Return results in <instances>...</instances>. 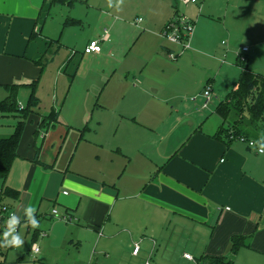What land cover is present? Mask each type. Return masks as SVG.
Here are the masks:
<instances>
[{
    "label": "crops",
    "instance_id": "crops-1",
    "mask_svg": "<svg viewBox=\"0 0 264 264\" xmlns=\"http://www.w3.org/2000/svg\"><path fill=\"white\" fill-rule=\"evenodd\" d=\"M87 1L78 0L70 7L53 4L51 0H0V95L5 92L6 99L9 92L5 87L19 85L17 96L21 89L28 90L23 99L25 102L28 98V103L31 92L28 85L40 77V68L35 62L49 58L48 50L55 55L45 71L49 67L48 72L54 68L57 71V82L50 91L49 103L43 105L36 93L39 106L36 114L29 118L19 157L4 185V188L18 192L17 199H3V203L19 218L18 233L26 224L25 208L32 206L36 209L40 227L33 229L29 225L25 230L33 237V244L42 240L45 248L37 253L43 252L42 261L49 257L52 247L67 244V247L85 248L88 258L84 264H89L93 246L105 252L109 246L111 253L132 249V258L138 259L143 253L146 260L158 259L160 255L165 258L171 250V257L176 258L171 264H200L198 259L202 257L227 258L232 253L233 236H244L247 243L236 255L248 250L263 260L264 154H259L245 142L226 144L214 138L224 122L221 118L219 125L212 119V114L218 115L220 103L239 81L229 90L217 89L219 75L213 74V59L205 55V52L215 51L207 22L214 20L216 14L207 12V6H202L199 0L193 4L197 27L191 49L185 52L189 53L187 57L180 55L183 53L180 45L162 46L170 60L176 62L170 63L175 71L155 73L148 69L147 64L139 77L128 78L132 72L130 67L127 72H120L119 79L112 83L109 79L113 76H106L108 84L95 106L112 111L113 117L106 119L103 114L94 117L95 112H89L95 107L90 106L87 95L81 94V89L74 86L80 63L103 61L108 64L103 51L92 55L78 51L75 55H62V50L69 49L72 44L78 46L76 37L70 36V32L72 34V30L88 19V8L94 9ZM160 1L157 22L162 27L170 20L167 6L172 5V0ZM229 7L228 4L220 15L227 18ZM52 11L60 12V17L51 16ZM45 14L47 21L51 18L52 25L43 21ZM108 15L105 13L101 21ZM101 21L91 33V38L85 40L84 47L91 40L101 39L107 31L105 28L101 33ZM145 22L147 28H151L148 21L139 24ZM53 29L56 34H53ZM142 29L146 31L145 27ZM33 33L38 35L30 41ZM155 35L164 40L162 35ZM50 41H59V44L51 46L48 44ZM106 51L112 55L110 48ZM253 52L249 48L246 54L249 70L264 76V70L253 65L257 63V55ZM172 54L176 57L171 58ZM196 58L206 63V75L203 77L196 75L193 78L194 69L184 68L189 60L193 67ZM75 60L72 71L79 68L76 76L70 75L67 85L62 72L66 75ZM121 61L119 59L117 63L121 64ZM117 66L114 67L115 73L118 72ZM125 75L127 77L124 78ZM208 85L212 87L214 97L209 107L203 109L204 91ZM150 89L158 98L151 97L156 94L150 95ZM165 91L167 93L162 98L160 93ZM222 95L224 99L221 100ZM191 96L193 102H190L195 103L196 110L194 104L188 102ZM144 98L146 102H142ZM190 106L193 112L187 114L190 118L184 121L186 114L181 115L182 109ZM52 110L59 112L58 123L44 133L39 125ZM92 121L94 129L88 125ZM250 126L244 122L241 128L264 148V131L252 124ZM92 132L94 136L87 135ZM7 135L1 134L0 137H9ZM36 147H40V163L34 161ZM55 208H59L61 214L66 213L71 221L54 222L52 211ZM141 225L140 234H147L143 245L142 241L135 240L137 233L134 231ZM183 229L185 235L181 234ZM130 231L133 234L129 235ZM42 232L47 236L41 237ZM36 233H39L38 237ZM176 236L181 237L179 242ZM155 237L160 241L157 244L153 242ZM179 243H183V247L177 248ZM136 245L139 247L137 254L134 253ZM185 254L192 255L199 262L187 260Z\"/></svg>",
    "mask_w": 264,
    "mask_h": 264
},
{
    "label": "rangeland",
    "instance_id": "rangeland-1",
    "mask_svg": "<svg viewBox=\"0 0 264 264\" xmlns=\"http://www.w3.org/2000/svg\"><path fill=\"white\" fill-rule=\"evenodd\" d=\"M87 1V0H84ZM167 1V0H165ZM202 6L205 4L207 12L216 14L215 19L207 22L209 34L212 37L213 43H215L214 52H205V55L209 56L213 59V74L219 75L217 78V89L221 88L222 90L236 86L237 80H239V75L241 73V69L237 66V57L243 46L247 45L252 49L253 53L257 55V63L253 65L259 66L258 68L264 70V0H199ZM88 2V1H87ZM242 3V4H241ZM228 4L230 7L228 8V15L225 18L224 12L227 9ZM89 5L94 7L93 10L88 8V19L84 21V24L78 26L76 30H72V34L70 32V36L76 37L75 42L78 46L71 45L64 50H62V55L69 54L71 55L73 50L78 51L79 53L84 52V42L85 40H89L91 38V33L97 28L98 22L101 21V18H104L105 13H109L106 16V20H102L101 25V33H104V29L107 28L109 35L111 36L110 43H102L103 47V57L105 61H109L108 64H104L103 61H99L98 63H83L79 64L81 69L79 70V76L75 80L74 86L80 88L81 94L87 95V99L90 106L93 108L96 106L97 102L101 98L102 91L104 92L105 86L108 84L105 77L110 78L109 82H114L116 79H119V73L122 71L127 72L129 70L130 74L128 78L132 79L134 77H139L140 73L144 70L146 65L148 64V69L155 73L157 72H166V71H175L174 67L170 63H175V61H171L169 55L163 50L162 46L171 48V42L163 36V30L166 26L161 25L157 22L158 13L161 10V1L160 0H89ZM190 6L189 11L185 12L187 6ZM187 6H183V4H179L178 0H172V5L170 7L167 6L170 13V20L173 19V13L175 12V8L177 7L180 10L179 14H184L189 20L193 23V28L196 33V16L194 18V5L189 4ZM79 7V6H77ZM193 9V10H192ZM83 13L85 14L86 9H83ZM60 17V12L52 11L51 16ZM95 15V17H93ZM46 14L43 17V21L46 22L45 19ZM142 18L144 21H148L151 28H147L146 22L142 25H136L137 20ZM42 21V22H43ZM51 18H49L48 24L51 22ZM43 22V23H44ZM168 22V23H169ZM167 23V24H168ZM206 23V22H205ZM226 23V29L224 28ZM166 24V25H167ZM52 25V24H50ZM45 26V23H44ZM143 27L146 28V31H143ZM52 28V26H51ZM161 28V29H160ZM53 34H56V30H52ZM61 31L57 33L56 36L59 37ZM156 34L162 35L164 40L162 41L157 37ZM145 34V35H144ZM55 36V37H56ZM161 37V36H160ZM194 37V35H193ZM62 42V41H61ZM165 43V44H164ZM256 45V46H255ZM110 48L112 55L106 51ZM184 51L179 54L185 58L189 55V53L185 54ZM252 53V54H253ZM183 54H185L183 56ZM195 54V53H194ZM251 54V56H252ZM78 56V55H77ZM180 56V57H181ZM249 61H250V57ZM119 59H122L121 64L117 63ZM220 61H224L222 64ZM77 60L70 66L68 69V73L66 75L62 72V75L65 77L63 79L66 80L67 85L70 82V75L76 76V71L79 68H74ZM179 61H177L178 63ZM206 64V63H205ZM203 62H200L194 59V65L192 67V62L189 60V64L184 68L187 70H193V78L197 75L199 77H203L206 75V65ZM56 67V64H54ZM118 65V66H117ZM117 66L118 72L115 73L114 67ZM52 67V66H51ZM249 68V62H248ZM50 67L45 71L43 79L39 83L37 96L40 97L42 104L49 103V94L50 91H53L54 86L57 82V71L55 68L48 72ZM67 70V69H66ZM101 71V72H100ZM105 71V72H104ZM127 77L126 75L124 78ZM104 78V79H103ZM211 78H215V75H211ZM234 84V85H233ZM232 85V86H229ZM102 88V89H101ZM3 95H0V99L3 100L6 97L5 92H1ZM28 90L21 89L20 94L18 96V103L21 107H25L27 104V100L24 102V97L28 95ZM156 94L150 89V95ZM165 92H161L160 95L162 98L165 96ZM103 94V93H102ZM223 94V93H221ZM226 93H224L225 95ZM224 95L220 97V99H224ZM218 96L220 94L218 93ZM154 98H158L157 94L151 96ZM193 96L190 97L188 102L192 101ZM147 99H142V102H146ZM220 101V100H219ZM193 102V101H192ZM194 109H195V103ZM198 106V105H197ZM42 109H44L42 107ZM196 110V109H195ZM193 112L192 106L190 108L182 109V114H186L183 117L184 121L190 118L187 116L190 112ZM89 112H95L96 115L103 114L106 119H110L113 117V113L111 110H101L95 107L91 109ZM46 114V112H45ZM167 116H169V112H167ZM184 116V115H183ZM212 119L219 123H222V119L219 115L212 114ZM238 117L234 114L230 115L228 121L226 123L232 124ZM18 119L15 116H0V136L1 134L7 133V136H11L17 125ZM246 125L250 126L251 124L246 121ZM86 124H84L81 129L84 128ZM91 129L95 128L94 121L92 123H88ZM251 127V126H250ZM254 129V128H252ZM88 136H94V133L87 134ZM52 208V204L50 206ZM57 210L58 215H53L55 221L54 222H66L63 218L66 216V213L61 214L59 208H55ZM154 214V212H153ZM57 219V220H56ZM161 224V222H158ZM140 227H135L134 231L137 236L135 240L143 245V240L146 239V233L140 234ZM189 228V227H185ZM25 227L21 228L19 234L22 236L24 240V244L21 248H0V264H84L86 260V251L84 249H77L76 245H70L67 247V244H62L58 247H52L51 253L49 257L45 259V261L41 260V256L43 254H34L32 251L33 245V237L26 234ZM133 234L130 231L129 235ZM181 234L185 235V230L181 231ZM174 238V237H173ZM181 237L176 236V241L179 242ZM130 241V239H128ZM152 240V239H151ZM153 242L157 244L159 239L157 237L154 238ZM175 242V239L172 240ZM38 247L41 251L43 246L42 240H39L37 243ZM109 250L101 251L100 249H91L90 254L92 258L89 264H171L175 257H171V250L166 253L165 258H162V255L158 257V259H145L143 257V253L140 255L138 259L132 258V249L126 250L124 252L123 249H119L118 251H114L111 253V248L106 246ZM183 247V243H179L177 248ZM78 250V251H77ZM105 250V246H104ZM93 251H96V254L93 255ZM240 255H234L233 253L228 254V260H231L233 264H264V259L261 258L258 254L253 252H249L248 250L242 251ZM108 253V255H107ZM111 253V254H110ZM89 254V255H90ZM260 258V259H259Z\"/></svg>",
    "mask_w": 264,
    "mask_h": 264
},
{
    "label": "trees",
    "instance_id": "trees-1",
    "mask_svg": "<svg viewBox=\"0 0 264 264\" xmlns=\"http://www.w3.org/2000/svg\"><path fill=\"white\" fill-rule=\"evenodd\" d=\"M78 0H51V3L58 5L74 6ZM175 8L174 16L177 14ZM173 16V17H174ZM71 21H68V23ZM38 34L33 33L30 41L35 39ZM59 44V41H53L50 44ZM60 46L58 47V51ZM49 58L43 59L35 64L40 68V77L28 85L30 87V97L27 105L21 107L17 100V92L19 85H8L5 88L8 90L9 95L6 99L0 100V116L12 115L18 119L14 133L9 137H0V188L3 189V197L17 199L18 192L4 188L5 182L8 179L14 162L19 157L18 151L21 144L22 137L24 135L26 125L29 122L31 115L36 114L35 110L39 106V100L36 96L37 87L41 75L46 69V66L50 62V59L55 55L52 50H48ZM248 60L245 62L240 61L237 58V66L241 69V74L237 87L231 91L222 101L218 107L217 114L223 119V125L220 130L214 136L215 139L222 141L226 144L234 142L231 140V136L239 137L244 136L248 139L249 133L241 128V125L248 121L253 126L260 128L264 131V76L256 74L249 70ZM236 115L238 118L232 123H226L230 115ZM59 112L52 110L47 116L43 117L39 125L40 130L47 132L50 128H54L58 123ZM39 133V132H38ZM36 133V136L38 135ZM35 162H39L40 147H36ZM2 186V187H1ZM39 233H36V237ZM3 236H0L2 240ZM246 239L244 236H233L231 239V252L236 255L243 247H246ZM200 264H233L231 260L226 257H202L198 259ZM197 261V260H196ZM197 261V262H199ZM196 262V263H197Z\"/></svg>",
    "mask_w": 264,
    "mask_h": 264
},
{
    "label": "built area",
    "instance_id": "built-area-1",
    "mask_svg": "<svg viewBox=\"0 0 264 264\" xmlns=\"http://www.w3.org/2000/svg\"><path fill=\"white\" fill-rule=\"evenodd\" d=\"M179 4H183V6H187L189 4H196L197 0H178ZM177 14L173 17L171 22H169L166 27L163 30V36L165 39H167L169 42L173 44L180 45L182 48V52L190 50L191 49V43L194 35V28H193V23L191 20H189L187 17H185L184 14H179L180 10L177 8ZM144 20L142 18L137 20V23H142ZM110 41V35L108 31H105L104 35L101 37V39H94L91 40L88 45L84 49V54L86 55H92V54H100L103 51L102 43H106ZM249 52L248 47H243L241 51L238 53V59L240 61L246 60V54ZM77 52L73 51L72 55H75ZM175 55H171V58H175ZM214 97V93L212 91L211 86H206L205 91H204V103L202 108L207 109ZM231 140L233 141H240V142H245L249 145L250 141H254L252 139H248L244 136H239V137H234L231 136ZM250 148L255 149L258 151L259 154H264V148H261L256 141H254L252 147L249 145ZM64 195H68L67 192H64ZM3 189L0 188V236H3L4 231L7 229V221L10 217L11 214L14 212L10 210V208L3 203ZM229 210V209H228ZM52 214L57 216L58 212L57 210H53ZM66 222H70L71 218L66 215L63 217ZM19 230V225L16 229L18 232ZM41 237H46L47 233L42 232L40 234ZM35 245V248L33 247ZM32 246V251L33 253L37 254L40 252V249L37 244H33ZM139 252V247L136 245L134 249V253L137 254ZM184 257L187 260H190L192 262H197L196 259L190 255V254H185Z\"/></svg>",
    "mask_w": 264,
    "mask_h": 264
},
{
    "label": "clouds",
    "instance_id": "clouds-1",
    "mask_svg": "<svg viewBox=\"0 0 264 264\" xmlns=\"http://www.w3.org/2000/svg\"><path fill=\"white\" fill-rule=\"evenodd\" d=\"M254 141H250L249 145L252 147ZM26 216L25 227L31 226L33 229L40 227V223L35 216L36 209L32 206H28L24 210ZM20 224L19 218L15 213L11 214L7 221V229L3 233V238L0 240V248H21L24 244L22 236L16 231ZM35 248V245L33 246Z\"/></svg>",
    "mask_w": 264,
    "mask_h": 264
}]
</instances>
